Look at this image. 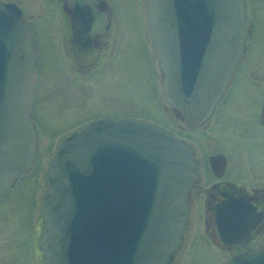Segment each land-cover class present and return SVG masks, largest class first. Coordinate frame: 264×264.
<instances>
[{
  "label": "water",
  "instance_id": "1",
  "mask_svg": "<svg viewBox=\"0 0 264 264\" xmlns=\"http://www.w3.org/2000/svg\"><path fill=\"white\" fill-rule=\"evenodd\" d=\"M56 1L69 9L75 65L92 66L96 39L106 33L105 4ZM142 1L162 99L185 128L199 127L245 51V0ZM37 58L29 23L14 5L0 2V201L37 158ZM192 157L191 148L163 128L137 120L90 121L62 138L44 172L42 264H171L196 181ZM215 213L222 220L224 205ZM238 214L231 210L229 218ZM217 229L225 242L244 235ZM221 264H264V248Z\"/></svg>",
  "mask_w": 264,
  "mask_h": 264
},
{
  "label": "rangeland",
  "instance_id": "2",
  "mask_svg": "<svg viewBox=\"0 0 264 264\" xmlns=\"http://www.w3.org/2000/svg\"><path fill=\"white\" fill-rule=\"evenodd\" d=\"M23 1L29 2L33 9L28 11L25 7L24 15L30 22L38 56L33 101V115L39 125L38 157L32 173L18 181L9 198L0 205V264H37L32 254L36 239L32 235L24 236L27 222L25 220L23 227L24 212L26 203H31L32 197L37 198L38 217L40 199L45 193L43 175L61 138L92 120L131 116L144 117L163 124L168 130H175L156 108L157 104H162L159 74L144 33L142 0H103L111 15L106 49L86 72H79L72 60L60 6L51 0ZM253 4L254 0L247 1L251 21ZM254 42L252 33L249 52L262 55L264 44L255 45ZM175 134L185 141L196 139L208 153L211 149L209 138L215 133L176 130ZM222 135L221 138H225L228 133ZM203 230L202 206L197 204L192 207L189 226L173 264L220 262L224 254L208 243Z\"/></svg>",
  "mask_w": 264,
  "mask_h": 264
},
{
  "label": "flooded vegetation",
  "instance_id": "3",
  "mask_svg": "<svg viewBox=\"0 0 264 264\" xmlns=\"http://www.w3.org/2000/svg\"><path fill=\"white\" fill-rule=\"evenodd\" d=\"M51 1L60 6L65 25L66 42L68 44L69 52L72 55L71 43H73L74 40L71 30L69 9L63 7V4L56 0ZM100 1L105 4L103 0ZM247 1L248 0H245V14L250 24V28L244 44L245 51L243 52L239 64L232 74L222 97L216 103L211 115L199 127L187 129L183 126L178 112H172L163 101L160 93V84L159 93L160 98L162 99V104L156 103V108L165 119L167 117L168 122L175 126L174 131L168 130L163 124H159L153 120L149 121L144 117L136 118L131 116L115 119H98H129L157 125L170 133L175 139L182 141L185 145L191 148L196 181L188 195L189 213L182 238L189 226V215L192 207L201 204L202 225L204 228L203 233L205 234L208 243L214 249L224 254L218 264H221L226 258H232L236 255L245 253L248 250L264 248V79H262V76L264 75V71H262V66H264V53L262 55H253L249 52L251 45L249 39L252 33L255 35V45L264 44V0H254L252 21L247 13ZM0 2L3 4L14 5L19 9L22 14V19L28 22L30 27V22L24 15V10L26 8L28 11L33 10L29 2H22V0H0ZM105 7L108 22L105 35L96 39L99 47L98 59L90 67L77 68L79 72H86L93 67L101 58L103 50L106 49L105 39L110 30L111 15L106 4ZM144 33L150 48L146 25H144ZM152 59L156 63L153 55ZM158 74L160 83L159 70ZM34 118L35 115H33V119ZM35 121L36 118L34 122ZM35 124L37 126V136H39V125L37 121ZM80 126L73 129L68 135L76 131ZM176 130L195 134H202L204 132L215 133L209 138L211 139V145H209V148L211 147L210 151L205 153L207 148L199 145V141L194 138L191 140L192 142L181 139L175 134ZM221 133H228L225 137L227 139L221 138L224 137ZM35 163L26 177L32 173ZM23 179H21V181ZM15 188L16 186L12 191ZM12 191L0 201V205L9 198ZM43 195L41 196L39 203L38 217L36 216L38 205L37 198L32 197L31 203H26V208L29 209L26 215L27 211L25 208V218L22 224L24 227L25 220H27L25 223L24 236L32 235V237L36 239L35 246L33 245L32 247V254L35 257V262L37 264H42L38 239L40 235V227L42 225L40 208ZM219 205H224V217L222 220L216 218L215 209ZM231 210L237 211L238 213L240 212V214H238V220L229 218V211ZM244 211L247 215H244ZM236 225L238 227L237 229L234 227ZM217 226L222 227L229 236H237V234L244 235L241 239L235 241H232L233 237L227 238V241L225 242L220 238ZM181 242L174 253L171 264L174 263V258L177 250L181 246ZM24 245L27 248L29 247L25 241Z\"/></svg>",
  "mask_w": 264,
  "mask_h": 264
}]
</instances>
